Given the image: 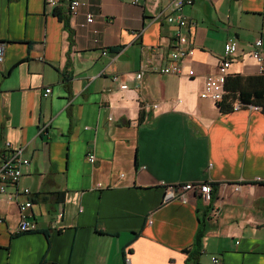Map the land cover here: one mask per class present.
<instances>
[{
  "label": "crops",
  "instance_id": "obj_1",
  "mask_svg": "<svg viewBox=\"0 0 264 264\" xmlns=\"http://www.w3.org/2000/svg\"><path fill=\"white\" fill-rule=\"evenodd\" d=\"M84 1L71 17L0 0V155L11 141L30 158L1 195L0 264H264V112L200 95L229 38V75L261 73L249 53L262 38L264 60V0L186 5L182 75L160 71L176 46L171 0ZM196 180L212 183L210 203L164 201L163 182ZM25 187L37 228L18 233Z\"/></svg>",
  "mask_w": 264,
  "mask_h": 264
},
{
  "label": "built area",
  "instance_id": "obj_2",
  "mask_svg": "<svg viewBox=\"0 0 264 264\" xmlns=\"http://www.w3.org/2000/svg\"><path fill=\"white\" fill-rule=\"evenodd\" d=\"M194 0H171V12L166 16L169 23H174L176 27V46L170 52L168 62L160 68L162 73L167 74H183V65L181 60L190 55L193 50V29L195 22L190 20L184 13L186 5L193 4ZM133 3L138 4L139 0H134ZM47 7L56 8L65 6V12L68 16H76L79 14L80 8L86 4L84 0H45ZM161 14V13H160ZM94 14L87 12L85 14V22L93 23ZM187 29L186 31H184ZM238 49V41L235 38H229L224 45V54L221 56L216 72L210 73L204 78V85L200 93L202 98H209L215 101L222 99L225 93V82L229 76V68L232 64V57ZM263 40L256 38L253 41V48L250 51V56L253 57L260 65L261 73H264V60L262 55ZM104 55L108 50H103ZM1 54V52H0ZM144 70L137 73L138 78H141ZM189 76L195 74L194 69H189ZM112 79L116 82L120 81L118 73L112 74ZM120 87L125 89L129 85L127 83H120ZM52 92L50 86L44 90V96H48ZM27 145H14L11 141H6L5 150L0 155V199L1 195L7 191L9 185H16L23 175V168L30 164V158L26 155ZM88 160L92 163L96 161L93 153L88 154ZM165 188L164 201L168 202L173 199H179L182 202H187L189 194L199 193L202 198L210 203L213 199V186L210 181H189L177 184L162 183ZM239 184L235 188L239 189ZM30 193L28 187L19 189L15 192L18 201L20 221L18 223L16 232H26L35 230L37 228L36 222L32 221L28 215V210L32 207L33 202L30 199L18 200L20 194ZM2 218H0V221ZM213 264H218L219 259L216 256L211 257Z\"/></svg>",
  "mask_w": 264,
  "mask_h": 264
},
{
  "label": "trees",
  "instance_id": "obj_3",
  "mask_svg": "<svg viewBox=\"0 0 264 264\" xmlns=\"http://www.w3.org/2000/svg\"><path fill=\"white\" fill-rule=\"evenodd\" d=\"M217 102L223 111L234 109L235 103L238 102L245 106H258L264 112V73L249 76L239 74L229 75L225 82V93L222 99ZM201 235L202 232L197 235V248L193 253H189L190 258L200 253Z\"/></svg>",
  "mask_w": 264,
  "mask_h": 264
}]
</instances>
